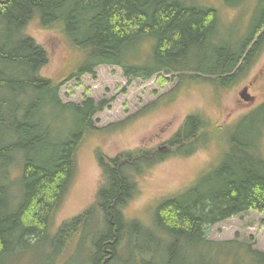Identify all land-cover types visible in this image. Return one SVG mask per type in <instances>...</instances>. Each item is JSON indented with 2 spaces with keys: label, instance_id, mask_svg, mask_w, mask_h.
Wrapping results in <instances>:
<instances>
[{
  "label": "trees",
  "instance_id": "16d2710c",
  "mask_svg": "<svg viewBox=\"0 0 264 264\" xmlns=\"http://www.w3.org/2000/svg\"><path fill=\"white\" fill-rule=\"evenodd\" d=\"M223 1L236 6L248 0ZM258 1L244 40L224 45L212 39L220 22L218 9L199 0L0 2V264H62L66 252L75 249L73 236L85 240L87 234L95 236V244L84 264L104 260L105 264H264V252L251 244L207 239L211 224L248 210L264 211V103L255 117H251L254 111L240 119L241 132L236 125L227 136L225 125L209 124L202 115L189 113L164 141L166 151L137 148L110 156L98 148L97 204L60 221L51 232L83 140L88 134H109L115 125L94 126L93 116L103 109V101L60 100L62 82L39 73L48 61L46 50L23 32L33 18L63 32L79 54L68 78L94 74L100 64L119 66L128 82L159 72L177 73L174 89L147 107L148 112L172 101L175 92L190 82L217 90L242 78L264 44V0ZM221 135L226 146L218 163L182 194L163 198L154 209L151 227L136 219L126 223L131 228L129 242L119 249L126 233L120 207L136 190L132 176L135 179L167 156H187L208 136ZM96 209L103 227L83 234ZM139 230L143 244L138 242ZM41 244L52 251L48 262L30 253L36 245L43 248Z\"/></svg>",
  "mask_w": 264,
  "mask_h": 264
},
{
  "label": "rangeland",
  "instance_id": "374dc122",
  "mask_svg": "<svg viewBox=\"0 0 264 264\" xmlns=\"http://www.w3.org/2000/svg\"><path fill=\"white\" fill-rule=\"evenodd\" d=\"M199 1L205 6L211 5L218 9L220 22L216 34L212 36L218 45L230 43L231 40L233 44H238L244 40L259 3L258 0H248L236 6H229L223 0ZM263 28L254 35L253 42ZM23 32L46 50L48 61L40 68L39 73L42 77L62 82L58 87L60 100L63 103L79 104L89 97L95 101H103V109L93 116L94 126L103 129L115 125L111 127L109 134H88L83 140L78 151L73 179L50 225L51 232L56 231L60 220L62 222L83 213L90 205L97 204L96 194L101 185V170L94 153L98 148L110 156L137 148L158 147L157 150L166 151L169 146L164 141L174 133L188 113L202 115L209 124L225 125L223 128L227 136L234 131L236 125L237 130L241 132L244 125L243 122L238 124L240 119L246 114L250 115L264 102V44L261 52L255 54L250 66L235 84L222 88L224 90H214L206 83L190 82L187 87L175 92L172 101H167L164 105L159 104L157 108L145 112L147 107L158 103L160 97L174 89L177 73L159 72L147 79L133 77L128 82L119 66L100 64L94 68V74L83 73L68 78V74L75 70L76 65L73 63L79 54L64 39L63 32L55 27L41 26L37 18L30 19ZM207 52L211 54L210 50ZM197 74L203 78L209 77ZM245 89L247 93L243 92ZM241 92L243 96L240 95ZM256 113L257 111L251 117H255ZM257 116L261 118L262 112ZM202 142L201 148L187 156H167L135 179L132 176L136 190L120 207L123 230L126 233L122 235L124 238H120L123 242L119 243V249L129 242L127 231L131 228L126 222L129 224L136 219L144 226L151 227L154 209L163 198L182 194L197 182L200 175L218 163L226 146L224 135L218 138L208 136ZM262 151L264 153V142ZM100 214L97 209L94 211L93 218L84 228L83 234L103 227ZM94 237L87 234L85 241L81 239V235H74L72 241L75 249L67 251L61 263L84 264L90 260L89 248L91 244H95ZM207 239L236 240L251 244L253 248L264 252V211L248 210L211 224L207 230ZM143 241L144 235L139 230L138 242L143 244ZM104 244H107V241ZM45 246L46 244H43V248H40L36 245L30 249V253H36L42 263L52 258V255H49L52 251ZM24 251V255L28 256V250ZM118 263L120 264V261Z\"/></svg>",
  "mask_w": 264,
  "mask_h": 264
},
{
  "label": "water",
  "instance_id": "95a60500",
  "mask_svg": "<svg viewBox=\"0 0 264 264\" xmlns=\"http://www.w3.org/2000/svg\"><path fill=\"white\" fill-rule=\"evenodd\" d=\"M243 92H246V89ZM243 92L240 93L241 96H243Z\"/></svg>",
  "mask_w": 264,
  "mask_h": 264
},
{
  "label": "flooded vegetation",
  "instance_id": "af4514ba",
  "mask_svg": "<svg viewBox=\"0 0 264 264\" xmlns=\"http://www.w3.org/2000/svg\"><path fill=\"white\" fill-rule=\"evenodd\" d=\"M61 221V220H60Z\"/></svg>",
  "mask_w": 264,
  "mask_h": 264
}]
</instances>
